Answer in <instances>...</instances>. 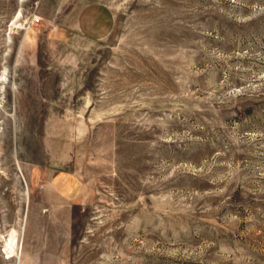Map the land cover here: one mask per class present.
Instances as JSON below:
<instances>
[{
    "label": "rangeland",
    "instance_id": "374dc122",
    "mask_svg": "<svg viewBox=\"0 0 264 264\" xmlns=\"http://www.w3.org/2000/svg\"><path fill=\"white\" fill-rule=\"evenodd\" d=\"M0 264H264V0H0Z\"/></svg>",
    "mask_w": 264,
    "mask_h": 264
},
{
    "label": "crops",
    "instance_id": "0c3cea01",
    "mask_svg": "<svg viewBox=\"0 0 264 264\" xmlns=\"http://www.w3.org/2000/svg\"><path fill=\"white\" fill-rule=\"evenodd\" d=\"M77 19L85 33L95 36L107 30L111 22V14L100 2H90L79 10Z\"/></svg>",
    "mask_w": 264,
    "mask_h": 264
},
{
    "label": "bare ground",
    "instance_id": "6f19581e",
    "mask_svg": "<svg viewBox=\"0 0 264 264\" xmlns=\"http://www.w3.org/2000/svg\"><path fill=\"white\" fill-rule=\"evenodd\" d=\"M19 12L16 14L15 18L18 16ZM20 16V15H19Z\"/></svg>",
    "mask_w": 264,
    "mask_h": 264
}]
</instances>
